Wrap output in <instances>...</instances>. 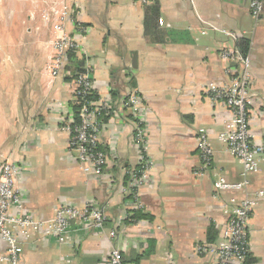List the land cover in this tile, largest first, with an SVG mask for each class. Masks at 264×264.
<instances>
[{
    "label": "crops",
    "instance_id": "0c3cea01",
    "mask_svg": "<svg viewBox=\"0 0 264 264\" xmlns=\"http://www.w3.org/2000/svg\"><path fill=\"white\" fill-rule=\"evenodd\" d=\"M0 2V163L20 166L15 183L23 211L48 221L61 205L91 203L107 216L102 230L84 231L73 222L61 242L32 231L21 240L19 264H107L112 248L124 264H216L210 249L223 241L237 203L264 192V158L244 180L245 192L216 189L218 179L241 182L242 167L217 140L232 115L209 100L206 87L230 84L234 66L220 54L245 41L249 92L259 99L250 108V131L264 141V11L255 22L250 0ZM62 33L78 49L53 76V44ZM80 69L112 106L100 133L107 155L100 177L82 171L62 129L74 115L72 81ZM132 91L147 109L153 161L150 183L138 191L140 208L128 192L137 154L133 120L122 106ZM199 129L207 132L212 150L202 176L195 174ZM247 233L250 250L241 264H264V199L252 211ZM203 245L206 252L199 250Z\"/></svg>",
    "mask_w": 264,
    "mask_h": 264
},
{
    "label": "built area",
    "instance_id": "2783aa9c",
    "mask_svg": "<svg viewBox=\"0 0 264 264\" xmlns=\"http://www.w3.org/2000/svg\"><path fill=\"white\" fill-rule=\"evenodd\" d=\"M139 1L142 4L148 2V0ZM263 11L264 0H250L249 15L253 21L258 22ZM210 28L220 31L234 41L237 39V35L233 32ZM53 46L51 73L57 76L68 54L77 51L78 45L70 36L62 33ZM220 57L234 66L230 84L220 88L210 83L206 87V93L210 101L223 103L232 115L231 120L225 125L226 129L218 134L217 140L224 144L227 152L239 161L243 180L227 183L223 179H218L214 185L220 191L245 192L244 180L248 175L259 171V165L264 158V141H256L253 138L249 123L250 108L259 99L249 92V58L237 48L223 51ZM236 66L240 68L238 71ZM72 85L74 101L79 105V111L76 119L73 115L72 118L63 121L62 129L69 136L68 151L75 153L85 174L100 177L107 161L106 153L100 149V133L105 120L110 117L112 106L108 99L98 97L94 84L86 73L77 74ZM94 95L96 99L90 98ZM122 106L130 113L133 120L132 141L137 154V167L129 176L128 192L136 207L140 208L138 191L150 183V171L153 167L147 140V109L137 91L130 92L122 100ZM196 141L200 167L195 174L202 176L212 162V150L208 134L204 129L197 131ZM19 170L20 166L9 160L0 163V243L4 245V252L0 254V264H19L23 251L21 240H28L32 231H42L61 242L68 235L73 222L84 231L104 228L107 222L105 212L91 203H85L81 208L61 205L56 209L51 220L35 221L23 211V194L15 183ZM263 199L264 192H255L237 203L232 218L223 230V241L216 249H210L216 264L244 262L250 250L247 238L248 221L254 208ZM109 236L113 239L114 233H110ZM199 250L206 252L207 247L203 245ZM107 264H124L118 249H111Z\"/></svg>",
    "mask_w": 264,
    "mask_h": 264
},
{
    "label": "trees",
    "instance_id": "16d2710c",
    "mask_svg": "<svg viewBox=\"0 0 264 264\" xmlns=\"http://www.w3.org/2000/svg\"><path fill=\"white\" fill-rule=\"evenodd\" d=\"M236 45H237V47H238V50H240L241 53L245 55V54H246V51H247V43H246L245 41L238 40ZM81 72H82V70L80 69V70L78 71L77 74H79V73H81ZM82 73H83V72H82ZM90 98H92V99H96V96L94 95V96H92V97H90ZM72 109H73L74 117H75V119H76V117H77V113H78V111H79V105H74V107H73ZM100 149H101V148H100ZM132 219H135V221H136L137 217L134 216Z\"/></svg>",
    "mask_w": 264,
    "mask_h": 264
},
{
    "label": "rangeland",
    "instance_id": "374dc122",
    "mask_svg": "<svg viewBox=\"0 0 264 264\" xmlns=\"http://www.w3.org/2000/svg\"><path fill=\"white\" fill-rule=\"evenodd\" d=\"M1 3V2H0ZM1 5V4H0Z\"/></svg>",
    "mask_w": 264,
    "mask_h": 264
}]
</instances>
